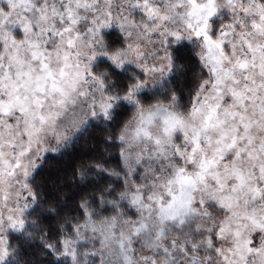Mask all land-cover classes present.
<instances>
[{
  "label": "snow or ice",
  "instance_id": "obj_1",
  "mask_svg": "<svg viewBox=\"0 0 264 264\" xmlns=\"http://www.w3.org/2000/svg\"><path fill=\"white\" fill-rule=\"evenodd\" d=\"M0 264H264V0H0Z\"/></svg>",
  "mask_w": 264,
  "mask_h": 264
}]
</instances>
